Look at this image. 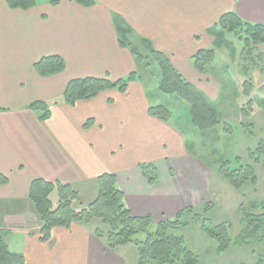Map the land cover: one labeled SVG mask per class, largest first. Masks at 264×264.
<instances>
[{
	"label": "crops",
	"instance_id": "crops-1",
	"mask_svg": "<svg viewBox=\"0 0 264 264\" xmlns=\"http://www.w3.org/2000/svg\"><path fill=\"white\" fill-rule=\"evenodd\" d=\"M95 1L84 7L39 0L24 11L0 0V175L8 178L0 185V231L25 264H133L137 257L134 246L108 251L95 236L99 221L55 228L50 241L42 242L43 224L29 198L35 179L69 184L81 209L96 201L98 178L115 174L132 214L151 216L155 223L210 202L212 174L190 156L182 127L150 115V89H159V69L147 68L120 45L115 16L131 28L128 39L144 56L147 40L211 102L223 87L192 61L213 48L208 31L230 12L264 25V0ZM50 56L61 57L66 70L41 77L34 65ZM134 72L138 79L125 93L109 90L74 106L63 100L72 80L118 81ZM36 102L49 106L46 121L30 108ZM147 163L158 170L156 185L140 169Z\"/></svg>",
	"mask_w": 264,
	"mask_h": 264
},
{
	"label": "trees",
	"instance_id": "trees-1",
	"mask_svg": "<svg viewBox=\"0 0 264 264\" xmlns=\"http://www.w3.org/2000/svg\"><path fill=\"white\" fill-rule=\"evenodd\" d=\"M38 1L6 0L11 9L24 11L35 8ZM70 1L84 7L96 5L95 0ZM51 4L57 6L60 0H51ZM115 23L120 45L130 49L132 54L147 68L152 69L156 66L159 69L161 93L175 95L189 104L191 121L195 128L206 132L220 125L222 118L218 109L199 88L189 82L174 67L166 54L156 50L149 41L144 40L143 44L149 53L148 56H144L128 39L131 28L118 16H115ZM208 34L214 38L213 48L199 51L192 58L193 65L199 73L210 72L216 58V50L226 49L232 59L237 57L239 53L235 47L237 41L244 46L249 61L259 60L260 55H254L256 48L264 45V25L249 23L235 12H230L223 15L208 31ZM34 68L41 77H50L63 73L66 70V62L59 56H50L37 62ZM242 70L249 73V65L244 64ZM262 70L264 71V67ZM136 79H138L136 72L118 81L105 78L75 79L68 84L63 100L74 106L80 101L94 99L109 90L125 93L130 83ZM252 86L251 81L245 82L246 94L249 95ZM30 108L42 112L41 120L49 119L50 110L45 102H36ZM149 112L151 116L166 123H169L173 117L172 112L163 105H151ZM253 112V100L241 108V114L246 119L250 118ZM262 156H264V140L261 141L256 151L248 153V157L257 164L261 163L260 157ZM233 165L229 161L224 162L219 167V173L234 189L241 191L248 184L253 186L258 184L254 166L245 165L241 158H237L232 168ZM140 169L150 185L158 183L159 174L154 164H141ZM7 183L8 178L0 175V185ZM98 184L99 195L96 201L87 207L78 209L76 204L80 201L79 194L69 184L49 182L42 178L35 179L30 186L29 198L43 224L40 240L50 241L55 228L70 229L73 224L85 225L96 220L101 226L95 230V236L105 241L106 249L116 252L120 247L135 245L139 254L138 264H175L177 262L198 264V259L187 247L186 239L174 233L187 225L185 217L193 216L194 208L179 213L173 219L155 223L151 216L139 218L132 214L125 203L124 193L118 185L117 175L104 174L98 178ZM211 207V203L206 204L205 212ZM252 207L253 213H248L242 208V229L235 241L231 237L229 225H213L208 218L198 214L194 216V219L201 223L202 230L216 242V251L220 255L229 250L232 244L244 246L251 242H264V202L254 204ZM6 237V233L0 231V264H25L24 255L12 251L7 244Z\"/></svg>",
	"mask_w": 264,
	"mask_h": 264
},
{
	"label": "rangeland",
	"instance_id": "rangeland-1",
	"mask_svg": "<svg viewBox=\"0 0 264 264\" xmlns=\"http://www.w3.org/2000/svg\"><path fill=\"white\" fill-rule=\"evenodd\" d=\"M235 47L239 52L237 57L232 59L226 49L218 51L210 68L211 76L223 87L220 96L218 92V96L210 98L222 118L220 125L213 130L202 132L193 126L187 102L175 95L161 93L157 85L150 89L151 105L162 103L172 112L171 122L174 126L182 127L181 134L190 156L199 160L212 174L209 195L211 209L205 212L206 204L195 208L191 218L185 217L187 225L174 231L186 239L187 247L198 259V264H264V242H251L244 246L232 244L229 250L219 255L216 251V242L202 230L201 223L194 219L198 214L208 218L213 225H229L231 237L235 241L242 229V208L248 213H253L252 206L264 202V156L260 157L259 164L248 157L249 151H256L264 140V71H261L264 67V45L256 48L255 55L253 53L254 56L260 55L256 62L249 61L241 43L237 41ZM244 64L249 65V73L243 72ZM247 81L253 84L249 95L245 93ZM251 100L254 112L246 119L241 114V108ZM237 158H241L245 165L255 167L258 177L256 186L248 184L238 191L220 175L219 167L229 161L234 164L233 168ZM94 224L98 223H93V226ZM89 228L92 229V225ZM101 241L106 246L105 241ZM14 249L11 248L12 251H15ZM138 259L137 250L136 261L133 264H138Z\"/></svg>",
	"mask_w": 264,
	"mask_h": 264
}]
</instances>
